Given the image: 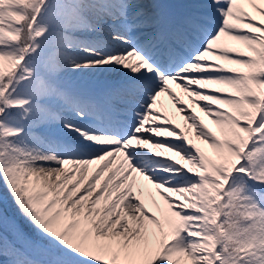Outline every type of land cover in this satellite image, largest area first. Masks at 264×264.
<instances>
[{"label": "snow or ice", "instance_id": "1", "mask_svg": "<svg viewBox=\"0 0 264 264\" xmlns=\"http://www.w3.org/2000/svg\"><path fill=\"white\" fill-rule=\"evenodd\" d=\"M0 264H264V0H0Z\"/></svg>", "mask_w": 264, "mask_h": 264}, {"label": "rangeland", "instance_id": "2", "mask_svg": "<svg viewBox=\"0 0 264 264\" xmlns=\"http://www.w3.org/2000/svg\"><path fill=\"white\" fill-rule=\"evenodd\" d=\"M2 206H3L4 212L7 215L11 217L18 215V209L12 201V197L8 193L7 188L3 186V182L0 181V207Z\"/></svg>", "mask_w": 264, "mask_h": 264}]
</instances>
